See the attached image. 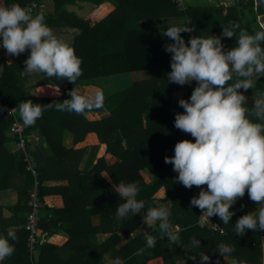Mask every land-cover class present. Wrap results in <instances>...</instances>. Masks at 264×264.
<instances>
[{"label":"trees","instance_id":"obj_1","mask_svg":"<svg viewBox=\"0 0 264 264\" xmlns=\"http://www.w3.org/2000/svg\"><path fill=\"white\" fill-rule=\"evenodd\" d=\"M75 1L52 0V11L33 12V15H43L48 27L79 31L70 46L82 60V75L75 85L136 70H147L149 78L104 95L103 107L93 109L107 112L99 120L45 107L35 125L25 127V136L38 130L50 149L48 157L35 160L40 197L55 193L63 200L61 208L43 205L42 210L45 209L47 214L43 217L40 214L41 235L33 262L26 245L25 220L18 222L23 224L22 228L17 225V229L13 225L17 222L12 220L18 212L27 211L26 201L33 176L24 168L22 153L13 154L6 148V144L14 139L8 132L12 122L8 110L26 100L49 104L69 99L68 93L75 85L55 77L47 78L33 85L34 93L27 94L26 75L22 74L25 64L13 63L0 48V106L4 107L0 111V191L12 187L17 192V202L8 207L12 211L8 219L1 217L3 207L0 206V236L7 237V233L13 231L17 237L15 240L8 238L15 251L0 264H102L105 255L113 260L119 257L124 264H146L156 257H161L163 264H175L174 254L181 256L186 264H222L223 257L217 252L220 243L234 249L230 254L233 264H262L264 230H247L240 236L234 225L240 216L255 211L257 204L237 200L230 208L234 215L228 224H223L218 216L211 217L222 231L201 227L197 224L200 210L194 206L190 208L191 198L200 189L195 186L187 189L175 183L178 173L173 171L171 164L164 162L165 156L174 155L178 141L194 142V138L174 126L175 115L183 113L184 109L170 111L171 94L180 87L168 83L167 79V73L171 71V54L164 46L172 41L162 34H154L152 28L141 27L139 22L165 16L184 17L188 21L182 27L194 29L191 33H181L186 42L189 36H222L223 27L233 30L236 36L241 31L253 34L264 29L253 20L243 22V17L246 13L264 14V0H234L233 5L226 7L200 5L185 9H180L173 0H83L98 7L106 1L113 5L103 16L92 8L84 17L65 8V4ZM31 2L41 5L42 0H0V6L19 4L26 8ZM222 43L225 50L229 46L235 47L236 38L222 37ZM233 83L235 77L229 81V84ZM184 86V99H188L196 83ZM254 88L261 90L264 96V76L255 78ZM252 105L246 104V107L250 109ZM249 118L261 122L251 114ZM64 130L73 136V145L69 148L62 144ZM92 142L104 144L105 151L114 156L115 161L107 164L100 157L95 164L80 169L81 157ZM14 170L20 179L11 186L8 179ZM102 170L107 178L101 175ZM48 180H65L66 184L43 185ZM119 182L138 185L140 192L136 198L145 202V211L149 207H160L162 203L170 209L169 222L178 232L179 244L158 238L155 246L148 248L142 233L133 235L142 222L141 216L136 214L131 219L117 220L116 207L124 202L115 192ZM58 229L66 234L62 246L71 251L67 259H61L57 253L59 245L54 236ZM192 239L200 241L199 248L188 247ZM200 252L208 255L210 260L202 262L198 256Z\"/></svg>","mask_w":264,"mask_h":264},{"label":"clouds","instance_id":"obj_2","mask_svg":"<svg viewBox=\"0 0 264 264\" xmlns=\"http://www.w3.org/2000/svg\"><path fill=\"white\" fill-rule=\"evenodd\" d=\"M193 30L170 26L161 33L172 41L164 46L171 54L168 83L184 86L196 82L190 97L179 100L184 112L177 113L174 120L175 128L190 134L194 142L178 141L174 155L165 156L164 162L178 173L175 183L187 189L200 188L191 198L190 208H198L202 217L218 216L223 224H228L234 215L230 208L247 193L258 207L238 218L235 232L243 236L247 230H264V97L255 99L249 109L247 97L239 91L253 89L255 78L264 76V30L253 34L241 31L236 36L233 30L223 27L222 36H189L186 42L181 33ZM234 36L236 46L225 50L222 37ZM0 48L17 57L30 52L23 62V75L43 74L74 85L82 75V60L76 56L74 48L54 34L43 15H33L31 9L19 4L0 6ZM234 77L235 83L229 84ZM68 94L69 99L49 104L32 100L18 103L16 107L23 125L34 126L45 107L80 115L104 105L100 91L84 96L74 87ZM3 110L0 106V111ZM249 114L261 122H254ZM115 192L124 201L116 207L117 220L131 219L143 210L144 224L152 229L158 226L160 238L179 244L178 232L169 222L168 207H149L145 211V202L136 198L140 192L136 183L119 182ZM8 238L17 237L13 231H9L7 237L0 236V261L15 251ZM155 244L156 237H146V247L152 248ZM188 247L199 248L200 241L192 239ZM233 251L225 243L217 245V252L223 258ZM198 256L202 262L210 260L204 252ZM111 264H124V261L117 257Z\"/></svg>","mask_w":264,"mask_h":264},{"label":"crops","instance_id":"obj_3","mask_svg":"<svg viewBox=\"0 0 264 264\" xmlns=\"http://www.w3.org/2000/svg\"><path fill=\"white\" fill-rule=\"evenodd\" d=\"M52 2V0H42V4L40 9L38 10L39 13H46L50 10L48 2ZM204 1V2H203ZM228 1V0H226ZM225 1V2H226ZM214 0H183V4L186 7L189 6H230L225 5V2L221 3H213ZM44 3V4H43ZM47 3V6H46ZM232 5V4H231ZM112 3L110 1H106L102 3V6H96L95 4H92L90 2H86L83 0H77L74 3H67L65 4V8L68 11L74 12L80 17L87 16V14L91 11L92 8L96 9L97 13L101 16L107 14L112 9ZM43 8V9H42ZM184 8V9H185ZM44 10V11H43ZM53 10V8H52ZM33 14V13H32ZM264 16V14L257 15L254 13H246L243 17V22L248 20H253L255 24L259 25L260 28L264 29V22L261 23L258 22V19ZM186 18L182 17H175V16H165V17H159V18H151V19H143L140 20L139 25L141 27L145 28H152L154 34H161L164 32L168 27L170 26H184L187 23ZM54 34L59 38L62 39L63 42L66 44H70L72 41H74V38L72 37L78 34V30L74 28H58V27H50ZM69 36H71V39L69 40ZM234 46H229L226 48V50L232 48ZM4 54H7L6 51ZM30 52H24L20 56H10V59L13 63L21 64L23 63L29 56ZM8 55V54H7ZM149 78V72L147 70H136V71H129L123 74L119 75H109V76H101L98 78H95L93 81L94 83H88V84H77L75 85V89L77 90L78 94L84 95V96H93L97 91H100L103 93V95H109L119 89H123L127 86H129L134 81L144 80ZM47 77H45L43 74H36L33 73L31 75H26L25 83L28 88L27 94L34 93L33 85L38 83L41 80H46ZM180 86V85H179ZM74 87L72 89H74ZM71 89V90H72ZM246 97H247V104H253L255 99H259L264 97L262 94V91L258 88L255 89H248V90H241ZM186 93V87L180 86L177 87L171 94V106L170 111L175 112L182 109V107L179 106V100L181 98L184 99ZM16 108V107H15ZM107 112L105 110H99V111H89L85 113V116L88 120H99L103 115H106ZM62 144L69 148L73 145V136L68 130H64L63 137H62ZM13 142H8L6 144V148L9 152L15 154L19 151L15 150ZM27 148L31 155V158L35 160L38 158H45L48 157L50 154V149L43 139L42 135L38 130H32L27 135ZM103 157L107 164L113 163L115 161V157L112 156L110 153L105 151V145L104 144H98L97 142H92L85 150L81 157V161L79 163L80 169H86L89 167L90 163L95 164L98 160V158ZM101 175L103 177L107 178V174L104 170L101 171ZM19 174L17 171H13L12 174H9L8 182L12 186V183H18L19 182ZM65 180H48L43 183L45 186H55V185H65ZM206 187V186H204ZM200 189V188H199ZM163 193V192H162ZM162 195V194H160ZM238 200H244L247 204H254L253 201H251L245 193L244 197L242 199ZM17 202V192L14 188H8L5 190L0 191V206L3 207L2 215L1 217L4 219H8L12 215V211L9 210L8 207L14 205ZM43 203L46 206H49L51 208H61L63 206V200L62 197L59 194H48L43 196ZM165 204L162 203V206ZM25 213L24 211L18 212L15 219H12L14 222H17L14 225V228H22V224H18V222H22L25 220ZM42 217L45 216L47 213L44 210L41 212ZM139 216L142 217V222L139 224L138 228L135 230L133 235L142 233L144 235V238L146 240V237L151 235L156 237V239L160 238V233L157 227L155 229L149 228L146 224L143 223V215L142 212L138 213ZM57 233H55L54 241L56 244H58L57 253L61 259H67L71 255V251L68 248H65L62 246V243L64 242L66 238V234L61 230H56ZM262 247H263V254H264V237L262 238ZM137 253H140L138 251ZM113 259H111L108 255H105L102 264H111ZM174 263L175 264H186V261L177 254H174ZM146 264H163V261L161 257H156L153 259H150L146 262ZM222 264H233L232 257L230 255L226 256L225 258H222Z\"/></svg>","mask_w":264,"mask_h":264},{"label":"built area","instance_id":"obj_4","mask_svg":"<svg viewBox=\"0 0 264 264\" xmlns=\"http://www.w3.org/2000/svg\"><path fill=\"white\" fill-rule=\"evenodd\" d=\"M176 2L177 6L180 9H184L185 6L183 4V0H173ZM26 8L31 9L32 13L39 8L35 2H31L27 5ZM194 82V81H193ZM196 83V82H195ZM8 114L12 118V122L9 126L8 132L11 134L14 139L12 140L14 143V148L17 151H20L23 156V162L25 163L24 168L26 171L30 172L33 176V184L30 191V196L26 201L27 211L25 214V222H24V229L28 232L26 238V245L30 255L31 260L34 262L36 256H34V251L37 250V243L41 235V228L39 226L40 223V214L43 208V198L39 195V180H38V170L35 167L33 159L27 148V135L24 134L25 126L23 125L22 120L19 116V111L15 107H11L8 110ZM200 214L197 218V224L201 227H207L212 230H219L222 229L219 227V224L212 220L211 218H206L201 216ZM37 255V254H36Z\"/></svg>","mask_w":264,"mask_h":264},{"label":"rangeland","instance_id":"obj_5","mask_svg":"<svg viewBox=\"0 0 264 264\" xmlns=\"http://www.w3.org/2000/svg\"><path fill=\"white\" fill-rule=\"evenodd\" d=\"M226 0H214V2L213 3H219V2H221V3H223V2H225ZM204 2V1H203ZM42 4V3H41ZM44 4V3H43ZM233 5L234 4V0H228V1H226L225 2V5ZM48 5H49V8H50V10L49 11H52V2L50 1V2H48ZM46 6H47V3H46ZM199 6V5H198ZM40 7H41V5H39V8L37 9V10H39L40 9ZM43 9V8H42ZM44 11V10H43ZM261 15V14H260ZM261 22V23H263L264 22V16H262L261 18H259L258 19V22ZM74 38V36L72 37V39ZM69 40L71 39V36H69V38H68ZM71 39V40H72ZM62 40V39H61ZM73 45V41L69 44V46H72ZM36 254H37V250H35L34 251V256H36ZM262 264H264V254H263V257H262Z\"/></svg>","mask_w":264,"mask_h":264}]
</instances>
